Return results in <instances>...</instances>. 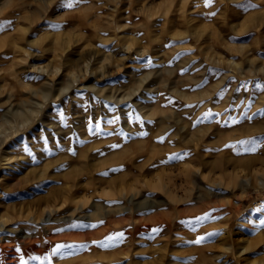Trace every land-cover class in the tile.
Returning <instances> with one entry per match:
<instances>
[{"label": "rangeland", "instance_id": "obj_1", "mask_svg": "<svg viewBox=\"0 0 264 264\" xmlns=\"http://www.w3.org/2000/svg\"><path fill=\"white\" fill-rule=\"evenodd\" d=\"M116 1L0 0V263L264 264V0Z\"/></svg>", "mask_w": 264, "mask_h": 264}, {"label": "snow or ice", "instance_id": "obj_2", "mask_svg": "<svg viewBox=\"0 0 264 264\" xmlns=\"http://www.w3.org/2000/svg\"><path fill=\"white\" fill-rule=\"evenodd\" d=\"M75 2H79V0H75ZM212 4H213V0H204V6L205 7H209ZM64 6L68 7V8L73 7V0H67V3ZM237 7L244 9V11H248L250 9H256L258 6L256 4H254V3H252L251 0H248L247 3H242L240 5H237ZM211 15L215 16L216 13H211ZM10 25H11V21H7L5 23H0V32L5 31V29L10 27ZM50 27L55 29V28H58L59 26L58 25H51ZM148 64L149 65L151 64V60L148 61ZM257 87L261 91H264V87H261L260 85H257ZM169 102L171 103V101H169ZM211 115H212L211 112L206 114V116H211ZM253 115H256V114H253ZM259 115L264 117V112L259 113ZM59 117L61 119V122H64V113L63 112L59 113ZM139 119L140 118L137 116L136 120L139 121ZM245 119L251 121L253 119V116L245 115ZM109 123H113V121H109ZM231 123L232 124H237V123H239V121L236 120L235 118H232L231 119ZM65 126H67L66 123H65ZM99 131H100V125H99V123H97V124H95V132H99ZM88 132H89V134H95V132L93 131V128L91 127V125L88 127ZM140 135H147V133H140ZM159 142L163 143L164 142V138L161 137ZM47 143H48V140L45 139L44 140L45 150H47V147H46ZM259 143L260 142H258L256 139L243 140V141L239 142L242 150L244 152H250V153H255L256 152V150H257V148L259 146ZM111 147L116 148V147H119V145H113ZM225 147L234 148L235 145H226ZM25 150L26 151H30L27 148ZM181 158H182V156H180V155H175V156L169 157V159H181ZM105 175H106V173H105ZM213 219H216V218L212 216V213H206L203 216L197 217L195 220L185 221V222H182V223L188 224L191 227V229L193 231H195L197 225H202V224H204V223H206V222H208L210 220H213ZM100 223L102 224L103 221H101ZM69 226L70 227H83V228H96V227H98L97 224H80V225L72 224V225H69ZM261 226H264V220H261L259 225H257V227H261ZM151 231L153 233L158 234L161 231V229L155 228V229H152ZM214 235H218V233H209L208 234L209 237L214 236ZM205 239H206V237L200 236V237H197L194 241H191V243L201 244ZM124 240H125L124 233L120 232V233H117V234H114V235L110 234L109 236H107L101 242L92 241V244H95V245H97L98 247H100L102 249H108V248H113V247L117 246L120 243H123ZM87 247H90V245H84V244H80V245H76V244H58L52 249L51 256H55V255L61 253L62 250H64V249L69 250L65 254L71 255V254H74L75 252L83 250V249H85ZM16 252H20V249L17 248ZM51 256H46L43 259L50 261L51 260ZM31 259L32 260H39L41 258L33 256V257H31ZM20 264H27V261L24 260L23 257H20Z\"/></svg>", "mask_w": 264, "mask_h": 264}, {"label": "bare ground", "instance_id": "obj_3", "mask_svg": "<svg viewBox=\"0 0 264 264\" xmlns=\"http://www.w3.org/2000/svg\"><path fill=\"white\" fill-rule=\"evenodd\" d=\"M38 4H37V6H36V8L34 9V11H30V10H23L21 13H20V15H18V17L19 18H23V19H28L31 15H35V13H37L38 11H40V10H43V9H45V3L47 2V0H38ZM44 3V4H43ZM121 3V1L120 0H117L116 1V3L114 4V5H108V11H107V13H106V15H105V17H103V20H105V24H106V27L107 28H111L112 27V25L116 22L115 20V17H116V15H119V13H120V11H119V7H118V5ZM26 9V8H25ZM51 11V10H50ZM49 11V12H50ZM119 11V12H118ZM48 13V12H47ZM72 15V14H71ZM70 15V16H71ZM84 19H83V22L85 23L86 22V19H88L89 18V15H86L85 17H83ZM86 18V19H85ZM93 20V19H92ZM95 23V21H92V23L91 24H93V25H91V26H93L94 28H103V26H101V25H99L98 27H96V25H97V23H98V21H97V23ZM22 27V26H21ZM24 28V27H23ZM119 28V27H118ZM118 28H116L115 30H114V34L116 35L117 34V30H118ZM91 29V28H90ZM99 29H95L94 31L98 34V32H99ZM82 37V36H81ZM87 37V36H86ZM89 37V36H88ZM99 38H101V39H103V40H105V38H102V37H100L99 36ZM85 39H87V38H85ZM109 39V38H108ZM108 39H106V40H108ZM131 39V38H130ZM92 40V39H91ZM131 40H133V39H131ZM101 41V40H100ZM81 44H82V42H81ZM16 47H17V45H16ZM20 47V46H19ZM21 49H24L23 47H21ZM131 49V43L130 44H126L125 45V48H124V50L125 51H128V50H130ZM25 50V49H24ZM90 50V49H89ZM90 52H93V54H94V50H91ZM91 59V58H90ZM89 64H90V62L88 61V62H86L85 64H83V65H85V69L87 70V68H88V66H89ZM100 68H102V65L100 64V66H99ZM46 85V89L45 90H48V88H49V85L46 83L45 84ZM72 83H70V85H69V87H72ZM47 96V94H45V97ZM146 115H152V113L150 112V113H148V114H146ZM6 124H11V125H8V127H14V124H12V119H9L7 122H6ZM1 128L2 127H0V134H2V132H1ZM1 138V137H0ZM3 159H5V161L7 162V163H13V161H14V159H15V157L12 155V154H10L9 155V157L8 156H4L3 157ZM80 217V216H79ZM50 219V217L49 216H47L46 218H45V220L46 221H48ZM58 222V221H57ZM4 230V229H3ZM18 233V232H17ZM22 234V233H21ZM25 235H27V234H25ZM31 237V236H30ZM14 258H12V259H10V261L11 260H13ZM14 261V260H13ZM12 261V262H13ZM16 261V260H15ZM11 262V263H12ZM17 262V261H16ZM1 264V263H0ZM4 264V263H3ZM18 264V263H17Z\"/></svg>", "mask_w": 264, "mask_h": 264}]
</instances>
